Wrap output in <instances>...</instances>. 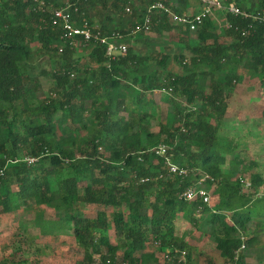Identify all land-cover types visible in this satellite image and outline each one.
<instances>
[{"label":"trees","instance_id":"trees-1","mask_svg":"<svg viewBox=\"0 0 264 264\" xmlns=\"http://www.w3.org/2000/svg\"><path fill=\"white\" fill-rule=\"evenodd\" d=\"M155 1L44 0L42 11L36 0H0V216L37 208L36 217L20 224L25 239H32L27 245L37 238L52 252L63 242L52 246L48 238L68 239L73 264H175L183 252L191 264L195 230L224 264H247L251 256L263 260L264 160L241 152L240 137L227 126L230 100L243 80H257L264 93V24L225 11L230 39L221 40L212 14L191 30L158 11L151 29L177 31L176 52L136 51L131 45L126 55L111 58L107 44L93 38L79 47L88 49L95 64H82L77 46L63 41L62 28L51 21L55 8L72 3L79 10H72L77 24L87 18L95 34L117 33L126 42L141 37L143 30L132 29ZM161 1L178 15L201 3ZM235 1L248 12L264 10V0ZM34 55L52 71L33 65ZM45 76L52 84L41 96ZM155 90L166 91L163 100L173 105L159 130L149 125L157 111L149 97ZM241 117L244 141L249 117ZM259 127L264 129L260 120ZM160 143L186 175L171 172L153 149ZM26 157L37 160L30 164ZM205 175L209 203L181 197ZM0 264L29 262L12 258Z\"/></svg>","mask_w":264,"mask_h":264},{"label":"rangeland","instance_id":"rangeland-1","mask_svg":"<svg viewBox=\"0 0 264 264\" xmlns=\"http://www.w3.org/2000/svg\"><path fill=\"white\" fill-rule=\"evenodd\" d=\"M196 4V3H195ZM201 3L198 2L197 5H194L191 8V11L186 12H198L201 9ZM199 8V9H198ZM196 12V13H197ZM216 13V12H215ZM214 21H216L219 25L218 37L221 40H229L230 38L226 36L224 30V15L221 12L220 14H213ZM141 36V37H140ZM137 36H132L130 40H127L126 43L130 47L131 45H135V50L140 51L143 49H152L163 53L164 51H168L169 49L174 50L176 52L177 47L175 46L178 41V32L177 31H165L163 33L154 32L152 29L148 31H143V34ZM193 41L196 42L195 35H192ZM142 38V39H141ZM174 45V46H173ZM170 46H173L170 48ZM175 47V48H174ZM173 48V49H172ZM145 51V50H143ZM186 60L185 63L190 67V56L189 51L185 50ZM76 56H81L82 64H85L87 61L90 64H95L89 57L88 49L84 46L76 48ZM33 65L37 66L38 69L44 68L47 71H52V65L46 63L41 56L34 55L32 58ZM246 67H249L248 61L244 63ZM178 65V66H177ZM174 69L177 71H181V66L176 64ZM204 69V68H203ZM241 71L249 72L245 68H240ZM40 71V70H37ZM43 91L41 92V96H45L48 94L50 85L52 84V78L50 76H45L41 78ZM166 95V91H156L152 92L149 97L153 98L157 102V111L156 115H153L149 120V125L151 130H159L160 124L167 122V117L169 114L173 113V105L171 102L164 101L163 97ZM168 95V94H167ZM264 104V93L259 88V82L257 80H243L237 88V92L234 94L232 99L230 100V106L232 111L229 113L231 118L229 119V132L231 135H236L240 137L241 144L239 145V149L241 152L246 153V156H255L264 160V129L259 127V120L264 125V119H260L259 117L262 114V105ZM154 111V109H153ZM122 114L125 116L128 115L127 112L123 111ZM247 116L248 118V126L250 128V134L248 138L245 137L246 124L242 123V117ZM241 117V118H240ZM93 120L92 115H87L85 118V122L90 124ZM259 127V128H258ZM245 155V154H244ZM261 193H264V184L261 187ZM38 209L33 208L28 212L24 210L18 211V213H14L8 216H0V261L4 259H21L28 260L29 264H73L71 261L75 258L71 256L70 252H73L71 248V242L68 239L62 241V238L58 240H54L53 238L47 239V244H51L52 246H59L62 242V249H55L53 247V251L50 252L49 247H45L43 244L46 241H42V245H38L37 238L33 239L35 241L34 244L31 242V245H27L30 242V238L25 239L26 237V228L23 229L20 227V224L24 223L25 220L29 223V220H32V216L37 214ZM208 215V214H207ZM36 217V216H35ZM33 228V227H31ZM196 242H193L192 252L194 255L192 256L191 264H224L223 256L215 251L214 245L209 244L206 245L203 240H200L199 237H196ZM192 249V251H193ZM204 252V253H202ZM248 259L247 264H264V259L254 260ZM212 260V262L210 261Z\"/></svg>","mask_w":264,"mask_h":264},{"label":"built area","instance_id":"built-area-1","mask_svg":"<svg viewBox=\"0 0 264 264\" xmlns=\"http://www.w3.org/2000/svg\"><path fill=\"white\" fill-rule=\"evenodd\" d=\"M39 3L38 8L42 11H46L44 0H36ZM73 8V9H72ZM78 12V7H74L72 3H66L64 6L55 8L51 14V21L54 25H58L62 28L61 39L65 42H69L73 46H80L83 42L87 43L91 39H100L102 43L107 44V55L111 58H115L116 55H126L128 53V44L124 41H120L122 35L114 33L111 38L102 37L99 33L95 34L87 18H82L80 24L75 21L73 12ZM221 11L224 13L228 11L235 16H240L243 18L252 19L253 21H258L264 24V10L260 12H248L246 9H241L235 0H201V9L197 13H184L178 15L172 11L171 8L167 7L165 3L161 0L155 1L148 7L147 14L143 18V22L137 28L132 29L133 34H137L141 30L148 31L152 28L153 21L152 16L158 11H165L167 14L173 17V21L176 24L189 27L191 30H196L199 25L204 21V18L208 15L215 14L216 11ZM127 12H132L131 7H126ZM227 28H231L230 23L223 24ZM244 32H246L244 30ZM60 52L63 51V47H60ZM158 154L163 155L166 158L167 164L170 166V170L173 173H178L179 175H186L188 170L184 167H179L172 162L171 155H168V146L164 143H160L158 146L153 148ZM30 164L36 162L34 157L24 158ZM210 178L205 175L200 178L196 183H193L186 187V189L181 193V197L188 201H192L196 198L202 199L204 203L210 202V194L205 188V181ZM245 240V237H242ZM246 249L245 241L242 243L241 247L236 251V259L243 250ZM175 264H188L185 253L183 252L179 255Z\"/></svg>","mask_w":264,"mask_h":264},{"label":"crops","instance_id":"crops-1","mask_svg":"<svg viewBox=\"0 0 264 264\" xmlns=\"http://www.w3.org/2000/svg\"><path fill=\"white\" fill-rule=\"evenodd\" d=\"M197 2H198V1L195 2V3H196L195 5H197ZM198 9H199V8H198ZM199 10H200V9H199ZM156 91H159V92H160V90H155L154 92H156ZM184 225H188V222H185ZM194 235H195L196 237H199V239L202 238V236H198V235H200V233H199V231H197V230H195V234H194ZM194 249H195V248H194ZM194 249H193V252L195 251ZM193 255H194V254H193ZM193 255H192V256H193ZM248 259H250V257H249ZM251 259H253V261H254V260H258V259H256L255 257H252ZM210 261L212 262V260H210Z\"/></svg>","mask_w":264,"mask_h":264}]
</instances>
